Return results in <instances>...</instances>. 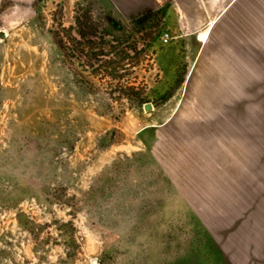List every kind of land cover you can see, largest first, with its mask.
I'll list each match as a JSON object with an SVG mask.
<instances>
[{
	"label": "rangeland",
	"instance_id": "1",
	"mask_svg": "<svg viewBox=\"0 0 264 264\" xmlns=\"http://www.w3.org/2000/svg\"><path fill=\"white\" fill-rule=\"evenodd\" d=\"M170 1L4 3L0 264H264V26L251 41L226 0ZM164 7L141 55L91 59L76 33L124 40ZM220 57L239 89H206Z\"/></svg>",
	"mask_w": 264,
	"mask_h": 264
},
{
	"label": "crops",
	"instance_id": "2",
	"mask_svg": "<svg viewBox=\"0 0 264 264\" xmlns=\"http://www.w3.org/2000/svg\"><path fill=\"white\" fill-rule=\"evenodd\" d=\"M26 0H0V30H1V25L4 22L5 18H15L17 13L14 11V9L11 11H7L5 8H2L4 3L6 2V4L9 5H15L18 6L20 2H25ZM118 0H115V2ZM123 2H127V0H122ZM136 2V0H134ZM141 1V0H138ZM174 1V0H173ZM173 1H170L173 3ZM211 2H209L208 6H205L203 8H213L212 5L210 4ZM6 5V6H9ZM174 5L176 7H179L180 9H194L195 7L192 5H183L180 1H176L174 3ZM201 8V7H199ZM217 8H222L224 11L227 9H235L237 11V17H239L238 23H240L243 26L248 27V29L250 30V35H251V41H254L253 39L255 38V27L257 28V30H259L258 26L263 25L264 26V17H255L256 14H260L262 16H264V12H256L254 13V11H263L264 10V0H226L225 1V5H222L221 7H217ZM5 9V10H4ZM241 11V12H240ZM244 11H249V12H244ZM190 15V14H189ZM190 17V16H189ZM191 19V18H190ZM196 20V19H195ZM215 23V22H214ZM211 23V24H214ZM182 24V23H181ZM189 24V23H188ZM2 36V35H1ZM202 55H200L201 58ZM227 58V56L225 57ZM227 61V59H226ZM226 61L224 59H222V57L219 58V60L217 61V63L215 64L216 67L214 68H209L210 73H209V77H206L205 79V86L206 89L210 91H214V90H226L229 89V86L227 84L232 83V81L229 80H233L234 86L230 87V89H239L240 85L242 84L243 81V76L245 71L243 70V66L241 64L236 65L235 68L230 69L229 71L227 70V65H226ZM194 72H191L188 81L190 82L191 80V75ZM227 75H230V78L228 79V77H226ZM239 83V84H238ZM208 92V93H209ZM207 93V95L205 94L203 97V104L207 105L210 102L208 101L206 96H209V94ZM204 136V138H206V136H208V134L203 133L202 134ZM228 181L227 179H223L222 181L220 180V186H227L228 185ZM177 185H180L181 183H176Z\"/></svg>",
	"mask_w": 264,
	"mask_h": 264
},
{
	"label": "trees",
	"instance_id": "3",
	"mask_svg": "<svg viewBox=\"0 0 264 264\" xmlns=\"http://www.w3.org/2000/svg\"><path fill=\"white\" fill-rule=\"evenodd\" d=\"M166 7L161 8L153 13L146 15L140 19L132 20L128 23L130 28V37L126 39H118L113 31L107 27V29H100V25L95 24L91 18H87L84 22L79 23L76 33L80 37L83 46L88 51H91L92 55L89 57L102 58L109 57L110 54L106 52V47L112 44L125 45L130 42V45L121 51V55L126 58L130 56V53L134 55H141L142 50L138 51L137 44L139 42H156L160 36V29L162 27L164 18L166 16ZM109 27L113 28L117 32H120V24L115 21H109ZM75 42V40H74ZM115 51L116 48L114 47ZM96 51L97 53H92ZM141 105H145L146 102L141 101Z\"/></svg>",
	"mask_w": 264,
	"mask_h": 264
},
{
	"label": "water",
	"instance_id": "4",
	"mask_svg": "<svg viewBox=\"0 0 264 264\" xmlns=\"http://www.w3.org/2000/svg\"><path fill=\"white\" fill-rule=\"evenodd\" d=\"M151 13H152L151 10H147V11L143 12L142 14H139V15H137V16H134V17L132 18V20H137V19H139V18H141V17H144V16H146V15H149V14H151ZM2 36H3V35H2ZM145 108H146L147 110H150V109H151V105H150V104H147V105H145Z\"/></svg>",
	"mask_w": 264,
	"mask_h": 264
},
{
	"label": "built area",
	"instance_id": "5",
	"mask_svg": "<svg viewBox=\"0 0 264 264\" xmlns=\"http://www.w3.org/2000/svg\"><path fill=\"white\" fill-rule=\"evenodd\" d=\"M162 39H163L165 42H168L169 36H168V35H165L164 37H162Z\"/></svg>",
	"mask_w": 264,
	"mask_h": 264
},
{
	"label": "flooded vegetation",
	"instance_id": "6",
	"mask_svg": "<svg viewBox=\"0 0 264 264\" xmlns=\"http://www.w3.org/2000/svg\"><path fill=\"white\" fill-rule=\"evenodd\" d=\"M142 18V17H141ZM140 19V18H139Z\"/></svg>",
	"mask_w": 264,
	"mask_h": 264
},
{
	"label": "bare ground",
	"instance_id": "7",
	"mask_svg": "<svg viewBox=\"0 0 264 264\" xmlns=\"http://www.w3.org/2000/svg\"><path fill=\"white\" fill-rule=\"evenodd\" d=\"M208 35V34H207Z\"/></svg>",
	"mask_w": 264,
	"mask_h": 264
}]
</instances>
